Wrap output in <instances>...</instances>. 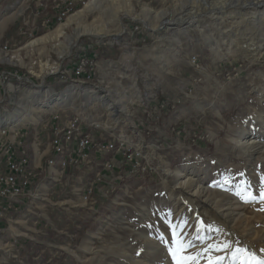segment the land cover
I'll return each instance as SVG.
<instances>
[{"label":"rangeland","instance_id":"374dc122","mask_svg":"<svg viewBox=\"0 0 264 264\" xmlns=\"http://www.w3.org/2000/svg\"><path fill=\"white\" fill-rule=\"evenodd\" d=\"M186 1L130 0L132 9L127 12L125 0H98L94 8L84 10L78 21L68 20L84 5L77 6L60 23L47 22L43 27L42 20L49 21L56 13L53 0H0V22L3 23L0 37L13 26L11 33H15L16 45L13 47L22 43L16 59L31 65L35 84L43 75L52 78L57 74L62 79L76 77L88 83L79 86L83 92L71 87L63 92H41L42 86L37 92H26L27 99L22 103H27L29 109L22 117L36 120L49 115H61L63 119L78 116L95 135L123 140L140 152L137 167L135 160L127 161L118 154L94 156L97 162H114L111 169L101 170L100 179L93 185L94 190L99 187L102 190L96 222L87 226L86 231L81 227L69 255L60 256L58 264H176L168 249L173 246V230L169 224L177 220L186 222L182 238L193 245L188 255L209 243H228L229 253L227 249L210 255L213 259L224 257L221 264H232L231 253L241 249L246 241L264 256V237L254 240L249 237L253 226L264 229L261 195L264 193V120H261L264 117V54L253 61L238 54L222 58L230 46L224 40H232L239 32L238 37L252 34L264 49V3L250 12L240 26L228 22L218 25L220 20H209L206 12L189 21H173L175 16L186 12ZM45 4H49L51 14L40 19L39 12ZM154 23L160 24V29H154ZM60 24L59 37L42 40ZM196 24H201L203 30H193ZM84 26L94 31L98 26L112 34L111 40L109 36L98 38L85 31ZM122 26L130 32L123 33L122 37L115 35ZM19 27L26 31L23 37L16 33ZM41 28L43 33L37 34ZM79 28L84 31L77 36ZM207 34L216 40L220 38V42L211 45L213 48L206 47ZM13 42L10 40L9 45ZM8 49L7 44L0 46V60L6 57ZM9 54L7 58L11 59ZM190 60L194 62L191 64ZM6 73L9 74L0 69V74ZM9 77L10 74L0 81L5 82ZM109 90L129 97L124 99L128 111L118 107L113 114L103 111L102 102L96 98ZM136 92L141 94L138 99ZM103 102L109 103V96ZM152 106L156 108L152 110ZM117 117L119 121L114 123ZM244 128L255 135L257 146L253 149L258 148L260 154L254 164L257 179L254 173L244 175L251 168V161H247V153L230 142ZM82 168L90 169L86 176L90 181L101 167L97 169L93 163L77 168L69 166L60 175L69 174L68 178H74ZM177 169L183 170L201 189L212 191L210 200L217 203L219 210H232L239 217L245 213V222L250 219L235 225L231 235L234 243L223 219L214 212L215 205L207 203L200 213H194V208H202L206 196L189 197L188 190L175 188ZM181 195L187 201L179 199ZM238 200L246 207L239 206ZM14 243L17 249L13 252H0V264H43L46 253L36 258L37 254L25 253ZM114 245L124 246L131 254L104 253L105 248ZM243 255L239 254L235 264H241ZM50 258L46 264H56L54 260L58 257ZM208 260L209 256H202L197 264H208Z\"/></svg>","mask_w":264,"mask_h":264},{"label":"crops","instance_id":"0c3cea01","mask_svg":"<svg viewBox=\"0 0 264 264\" xmlns=\"http://www.w3.org/2000/svg\"><path fill=\"white\" fill-rule=\"evenodd\" d=\"M45 21L47 20H42V23ZM44 25L41 24L43 27ZM2 27L3 23L0 24V30ZM16 33L22 34L23 37L26 31L19 27ZM14 34L11 33L0 44L1 47L4 44L8 45L9 49L5 53L7 55L10 53L11 56V59L6 55L0 60V69L10 74L8 80L0 81V137L5 132L4 139L12 140L13 136L22 134L26 152L24 157L28 159L27 167L30 171L33 170L31 172H39V176L26 188L21 202L7 210V218L0 220V252H13L17 249L14 243L16 242L19 249L25 253H32V256L37 254L36 258L40 257L41 253H46L43 264L51 260L50 256L58 257V260H54L58 264L60 256L69 255L68 251L71 250L72 243H76L82 231L81 227L86 231L87 226H92L96 222L95 214L102 190L101 187L95 188L93 193L84 199L87 194L86 176L89 174V168H82L74 178H68L69 174L60 175L66 169L59 166L58 160L52 165L47 163L46 160L52 153L51 128L56 121H53V115L45 118L41 116L36 120L23 118L21 114L27 112L29 108L27 103L22 102L27 99L26 92H37L41 86V92L57 93L68 87L79 90V86L83 87V84L88 83L84 80L79 81L76 77L68 79L67 76L62 79L57 74L52 78L43 75L35 84L34 75L30 70L31 65L24 61L19 63L16 59V53H21L22 43L18 47H13ZM10 40L13 42L12 45H9ZM79 91L83 92L81 89ZM152 108L154 110L156 107ZM12 115H16L14 119L10 118ZM99 162L96 161L94 165L97 166Z\"/></svg>","mask_w":264,"mask_h":264},{"label":"bare ground","instance_id":"6f19581e","mask_svg":"<svg viewBox=\"0 0 264 264\" xmlns=\"http://www.w3.org/2000/svg\"><path fill=\"white\" fill-rule=\"evenodd\" d=\"M53 1H54L53 6H55V11L54 10L53 11L56 12V13H54V15L57 14V18H59V19L56 20V21L58 23H60L63 19L67 18L69 16V14L72 13V11H74V9L77 6L84 5L85 6L84 8H82V9L78 10L77 12L71 14V16H70V18L68 20V21H78L82 17L84 10L92 9V7L94 8L95 7L94 4L96 5V2L98 0H89V2L87 4H86V2L88 0H80L77 4L72 5L71 7H69V3H73L74 0H53ZM129 1L130 0H125V4H126L125 9L127 10V12L132 9V6L129 4ZM186 3H188V7H187L186 12L185 13H182V14H180L178 16H175L173 18V21H175L177 23L184 22L185 20L189 21V19L198 16V14L200 15L201 13H205L206 12V13L209 14L208 17H207V18H209V20H211V19L212 20L215 19L217 21L220 20V22L218 23V25L219 24H222V23H226L227 24V22H228L229 25L232 24V25L240 26V25H242L244 23L245 20H247L246 17H247V15L250 12H253V11L257 10L258 7L262 6V4L264 3V0H203V2L201 0H187ZM58 10H65V11H58ZM114 19H116V18L114 17ZM214 24H216V23H214ZM61 26H62V24H60L59 26H57L52 32H50V34H47L46 36H44L42 40H44L46 38H48V39L49 38H53L54 39V38L59 37V35L62 33ZM153 27H154V29L155 28H157V29L159 28L160 29V24L159 25H156L155 24V26H153ZM96 28H97V30L94 31L93 28H91V27H88V26H84L83 27V29L85 31L90 32L92 34H95V35L98 36V38H101V39L102 38H106L107 39L108 37H105V36L112 35L111 33L107 32V31H105L103 29H99L98 26ZM83 29L79 28L77 30V32H76L77 33V36H79V34L84 31ZM194 29H197L199 31H202L203 30V28H201V24H200V26L196 24L194 26L193 30ZM233 31H236V30H233ZM127 32H130V31L126 27L122 26L121 30L118 31L115 35H119L120 37H122V34L123 33H127ZM222 33H224V32H222ZM244 33H246V32H244ZM244 33H241V34L244 35ZM238 34L237 33L234 34V37L230 41L224 40L226 46L227 45H230V46H228V49H226V52H224V54H222V58L223 59H228V58H230V56L238 54L239 56H242L243 58H246V59H249V60L253 61V60H256V59L260 58L264 54V49H263L262 45L257 44L258 42L255 40V38L253 37L252 34H250L248 37H244V36H241L240 37L239 36L240 38L238 37ZM114 36H113V38H114ZM111 37L112 36H109V38H110L109 40H111ZM204 38H205L204 42H205L206 47L209 46V47L213 48L214 44H217L218 42H220V38L216 40L215 38H212L208 34L205 35ZM228 39H230V38H228ZM211 45H213V46H211ZM233 46H236V48L235 49H232ZM218 47L219 46L217 45V49H218ZM210 50H212V49H210ZM216 56H217V53H216ZM219 57L221 58V56H219ZM217 59H218V57H217ZM192 62H194V60H192ZM192 62L190 60V63L191 64H192ZM6 77H8V76H5L4 79ZM0 80H1V78H0ZM105 88H107V87H105ZM111 94L112 95L114 94V96H110ZM122 94H123V92H111V91L110 92H106V91H104V94L98 96L96 98V101L102 102L103 108H104L103 111H105V113L107 112L108 115L110 113L113 114L116 111L117 107L120 108V110H124L125 111V109L127 110L125 100H127V99L129 100V97L128 96H125V95L123 96ZM136 94H137L136 95V99L140 98V96H141L140 92H136ZM106 96H109V103H104L103 102L104 101V98ZM133 100L134 99L131 98L130 99V103H132ZM47 106L50 107V105H47ZM52 107L53 106H51L50 108H52ZM47 109H49V108H47ZM126 115H127V113L125 114V117H126ZM15 116H13V117H15ZM261 120L263 121L264 120V117L261 116ZM53 121H56L55 124H54V133H58V134H56V142L58 144H57V150H53L52 151L51 156H49V159H48L47 163L50 164V165H52L56 160H58L59 166L61 168H63V169H66V168H68V162L71 159L72 139H71L70 136L73 135V127H80L84 123H83V121L78 116L65 117L63 119V117L60 118L59 116L55 115V116H53ZM118 121H119V118L118 117L114 119V123H117ZM63 125H65V126L62 129V126ZM262 130L264 131V126H263V129ZM112 140L113 141H108V146H106V148H105V155H107V154H113L114 153V150L116 149V147H126L127 149H123L122 150V153H121L122 159L129 160L130 153H133L134 156L140 157V152L137 150L138 148L137 149H135V148L132 149L123 140H115V138H112ZM254 140H255V135L253 136V134L251 133V131H249V129H247V128H244L242 132L240 131V134H238L236 137L230 138V142L236 148H238V149L244 151L245 153H247V157H248V160L247 161H251L250 162L251 168L248 171H246V173L244 175H248L249 173L250 174L251 173H254V179H257L258 175L255 176L256 175V172L254 171V169H255L254 164L257 161V159H259V157H260L259 155L260 154H259V151L257 150L258 148L257 149L256 148L253 149L254 147L257 146L256 144L254 145V142H256ZM98 150H99V142H91V151H98ZM261 150H263V149H261ZM25 153L26 152L23 149V158H24V161H23V172L26 175H33V172H31L33 170L30 171L28 169V167H27V160L28 159L24 157ZM58 157H59V159H58ZM98 167H101V168L98 169ZM74 168H77V167H74ZM96 168L98 169V172H96V173L94 172L95 173V176H94L95 179H93V180H96L97 176H100V174H101V170L103 169V163H102V161L97 164ZM174 177H175V180H176V183H177V185H176L175 188H179V189L181 188V189L188 190V192H190L189 197L190 196L191 197H194L195 196V197L201 199L202 196H204V195L206 196L204 198V204L202 205V208L201 207L200 208L199 207L194 208L193 209L194 210V213H198L204 207H207L206 206L207 203H209L208 205H212V206L215 205L216 206L217 203L216 202H213L212 200H210V197H209L210 192H212V191H210L208 189H201L200 186H197L196 182H194V180L190 176H187L183 172V170H178L177 169L175 171V173H174ZM91 180L90 181L89 180L87 181V189L89 188V185L91 183ZM253 186L256 187L257 186V182H254ZM179 199L186 200V199H184L182 197V195H181V197ZM237 204L239 206L246 207V204L243 201H239L238 200L237 201ZM217 206H216V208H213L215 210L214 212H216V214L223 219V222L225 223L226 228H228V234H229V236L231 238L232 237L231 235L233 234V229H235L234 228L235 225L237 223H239V222L240 223L241 222H243V223L245 222V219H246L245 218V213H243V215H241L242 217H239L238 215H233L232 212H234V211H232V210L228 211L227 210L228 212H223V211L219 210L220 207H217ZM214 216L216 217V215H214ZM254 218H256L255 215H253V219ZM249 220L250 219H248L246 222H248ZM230 223H231V225H230ZM258 236L264 237V229H258L257 227L253 226L252 232H250L249 237H250V239L253 238V240H254V239H257L256 237H258ZM231 240H232V243L235 242V240H233V238H231ZM242 244L243 245H242V248L241 249H246V250H248L251 253H255V255H256L257 258L264 259V256L260 255V253L258 252V250L256 249V247L254 246V244H251L249 242L247 243L246 241H243ZM229 249L230 248H228V250H227L226 253H229ZM97 253H99V251ZM104 253H108V254L109 253H112V254L113 253H117V254L118 253L119 254L122 253L121 256H126L128 254H131L130 252H128V250H126V248L124 246H120V245H114L112 247L105 248ZM129 256H131V255H129ZM131 258L132 257H130V259Z\"/></svg>","mask_w":264,"mask_h":264},{"label":"built area","instance_id":"2783aa9c","mask_svg":"<svg viewBox=\"0 0 264 264\" xmlns=\"http://www.w3.org/2000/svg\"><path fill=\"white\" fill-rule=\"evenodd\" d=\"M79 1L80 0H74L73 3H69V7L77 4ZM58 19L59 18H57V14H55L52 20L45 21L42 24H46L47 22L52 24ZM88 69L94 68L88 67ZM5 76H9V74H0L1 79H4ZM64 126L65 125L62 126V129ZM51 131L52 138H50V145L51 151H53L57 150L58 143L56 142V134L58 133H54V126L51 128ZM4 133L0 137V220L7 218V210L21 202L26 188L29 187L32 181L39 176V172L34 171L33 175H26L23 172V149L25 147L23 146L22 134L13 136L12 140H4ZM70 137L72 139V146L71 159L68 162V168L69 166H72V168L81 166L85 163L94 164L95 161H97L94 156L97 158L99 156L105 155V148L108 146V141H113L112 138L106 139L95 135L93 132L87 130L84 124H82L80 127H73V135ZM91 142H99L98 151H91ZM123 149L127 148L116 147L114 154H118L121 157ZM138 158L139 157L134 156L133 153H130L129 160L127 161L135 160L134 166L137 167V165H139ZM46 161H48V158ZM102 163L103 170L111 169L114 165L112 160H105L102 161ZM99 179L100 176H97L96 180ZM96 180H91L84 199H86L88 195L94 191L93 185Z\"/></svg>","mask_w":264,"mask_h":264},{"label":"snow or ice","instance_id":"6c2138e0","mask_svg":"<svg viewBox=\"0 0 264 264\" xmlns=\"http://www.w3.org/2000/svg\"><path fill=\"white\" fill-rule=\"evenodd\" d=\"M264 197V193L261 194ZM203 224L202 221L198 222ZM186 222L177 220L175 223H170L169 227L173 230V236L171 239L172 247L168 249L169 253L173 256L176 264H197V261L202 256H209L208 264H221L224 257L211 258V253L221 252L227 250L230 245L228 243H209L206 247L201 248L199 251L194 250L193 255H188V250L193 249L192 242L183 237V228ZM199 231V230H198ZM161 240L164 237L161 236ZM243 253V259L241 264H264V259H259L256 257L255 253H251L246 249H235L231 255L233 257L232 264H235L236 259L239 258V254ZM179 256V259L177 257Z\"/></svg>","mask_w":264,"mask_h":264},{"label":"trees","instance_id":"16d2710c","mask_svg":"<svg viewBox=\"0 0 264 264\" xmlns=\"http://www.w3.org/2000/svg\"><path fill=\"white\" fill-rule=\"evenodd\" d=\"M51 14V9H50V7H49V4H47L46 5V7L43 9V10H40V12H39V16H40V19L45 15V14ZM38 22H40V20H38ZM53 24H55V23H53ZM12 30H13V26H9L5 31H4V33H3V35H2V42H4V40L8 37V36H10V34H11V32H12ZM38 31V33L37 34H41V33H43V29L41 28V29H39V30H37ZM1 42V43H2ZM99 54V58H100V55L102 56V52L100 53H98ZM105 54V53H104ZM107 57H108V54H107ZM110 57V56H109ZM108 57V58H109ZM79 56L78 57H75V59H74V62L75 63H77L78 62V60H79ZM0 68H1V66H0Z\"/></svg>","mask_w":264,"mask_h":264}]
</instances>
